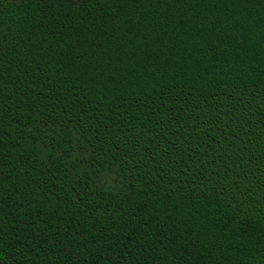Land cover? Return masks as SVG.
I'll return each mask as SVG.
<instances>
[{
  "label": "trees",
  "instance_id": "obj_1",
  "mask_svg": "<svg viewBox=\"0 0 264 264\" xmlns=\"http://www.w3.org/2000/svg\"><path fill=\"white\" fill-rule=\"evenodd\" d=\"M0 264H264V0H0Z\"/></svg>",
  "mask_w": 264,
  "mask_h": 264
}]
</instances>
